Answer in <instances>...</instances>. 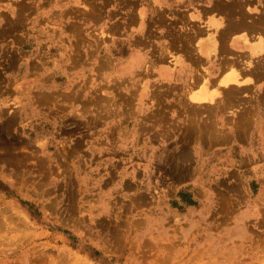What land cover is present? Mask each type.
Instances as JSON below:
<instances>
[{
    "label": "rangeland",
    "instance_id": "obj_1",
    "mask_svg": "<svg viewBox=\"0 0 264 264\" xmlns=\"http://www.w3.org/2000/svg\"><path fill=\"white\" fill-rule=\"evenodd\" d=\"M162 5L0 0V264H264V137L231 144L224 115L177 109L186 84L160 66L126 79L142 58L176 70L167 48L177 28ZM257 88L235 94H264ZM141 94L154 108L170 97L168 109L145 112ZM251 106L243 116L261 122ZM192 121L216 143L178 141Z\"/></svg>",
    "mask_w": 264,
    "mask_h": 264
},
{
    "label": "crops",
    "instance_id": "obj_2",
    "mask_svg": "<svg viewBox=\"0 0 264 264\" xmlns=\"http://www.w3.org/2000/svg\"><path fill=\"white\" fill-rule=\"evenodd\" d=\"M155 2H157V0H155ZM234 2L240 3L242 5V10H240V12L237 14H234V11H232L233 6L231 4ZM158 3L163 5L165 4V14L166 18H168L167 22L170 27L172 29L173 27H177L176 44H173V48L172 46L169 48L165 46L167 50L170 48L172 50H176V70L173 71L172 69L166 68L168 65L157 63V60L153 57L139 59V61H143L141 68H143L145 65H148V63H150L152 66H160V69L163 70L161 71V75H164L166 79L175 76L177 81H180L181 83H183V80L190 83L194 77H199L204 73L207 76L211 75L215 78H218V81L221 79V77L227 76L228 72L230 76H233V63L236 62L235 64L238 65L242 71L243 77H241V79H244L241 87L245 89L252 88V90H255V92H257V89H260L257 87L262 88L264 85V0H161V3ZM170 3L176 4L175 11H172L173 14L169 11V9L166 8L167 5H170ZM244 3H246L245 9L243 8L245 6L243 5ZM250 3H252V9L249 8ZM255 5H258V9H255ZM149 19L146 20V25H149ZM223 21L230 22L232 24L231 27L235 25L238 27L237 29H230L226 33L224 47H221L220 50H216L214 37L219 31L224 30L225 23ZM239 23L241 25H239ZM200 31L201 36L199 33ZM190 38L192 39L190 40ZM220 42L221 41L219 40L218 46ZM192 48L195 51H193ZM164 49L165 48H162L163 52L161 56H164ZM228 62H230V65L227 64ZM206 67L210 68V70H205ZM229 75L227 77H230ZM246 76L248 77L245 80L244 77ZM202 83L203 76L201 77L200 81V84ZM198 90L200 89H194L195 92H198ZM141 95L142 96L139 98L144 99V101H140L139 107L144 105V108H146L145 112H147V110H151L150 112H157L158 109L162 108L160 109V112L163 113L165 108L168 109L171 99L170 97L167 96L165 105H158L156 108H154L152 103L150 104L147 101V99L153 94ZM173 95L174 99L176 100V105H178L177 109L182 108L186 113L192 111L194 112L193 114L208 112V114H216L219 116L224 115V125H226V129L230 132V134H225L223 136V139L226 142L231 140L232 144L233 141L237 139L242 140L244 145H246L248 136V145L259 146V141L264 137V94H224L223 96L219 94H210L215 95L216 101L207 100L203 102L197 101L194 98V95L204 94ZM251 99L256 100V107L251 106L253 105V100ZM247 106L256 108L255 113L256 116H258L257 118H259V114L262 115L261 122L258 120L253 122L247 117L243 116L244 109ZM235 111H238L236 112V118H234L233 114ZM251 112H253V110ZM237 118L239 121L246 120L245 122H239ZM144 119L145 118H143L142 123H138L137 130H146V126L143 127ZM176 123L180 122L176 121ZM195 123L196 121L190 122L186 128V131H188L191 125ZM211 124H213V126H211ZM215 126L216 123L208 122L207 129L210 132L215 131L217 129ZM199 130L201 131V127L200 129L198 127V131ZM203 130L205 131L206 129L203 128ZM254 130L258 132L255 137V142H253L251 137ZM206 136L203 135L202 137L198 135L195 138L193 137L184 139L178 135V137H180L178 138V141L181 139H183V141L192 139L193 141L194 139L202 138V140L207 141L208 144L214 145L218 139L215 133L207 134ZM173 139L175 140V138ZM220 140H222V138ZM181 145L185 146L187 144L182 143ZM174 154L175 152H173V155ZM257 155V157H264V150L259 151L258 149ZM182 160L185 161V159ZM194 160L195 159H190L187 161Z\"/></svg>",
    "mask_w": 264,
    "mask_h": 264
},
{
    "label": "bare ground",
    "instance_id": "obj_3",
    "mask_svg": "<svg viewBox=\"0 0 264 264\" xmlns=\"http://www.w3.org/2000/svg\"><path fill=\"white\" fill-rule=\"evenodd\" d=\"M157 2H160L161 3V0H157ZM219 5H221L220 3H218ZM96 6V5H95ZM97 7V6H96ZM96 7H94L93 6V8H96ZM133 7V6H132ZM92 8V7H91ZM221 8V7H220ZM161 9V8H160ZM97 10H98V7H97ZM96 10V11H97ZM95 11V10H94ZM156 12H160V10H155ZM220 11V10H219ZM146 14V12H143V14ZM156 15V17H158L159 18V20H160V18H161V16H160V14L158 13V14H155ZM96 16V15H95ZM150 16L152 17V18H154V15H153V13H150ZM148 19V17H147V15L145 16L144 15V17L142 18V20H141V31H144V32H147L148 31V28H149V25H146L145 24V22H146V20ZM17 20H18V18H17ZM224 23H225V25H224V30H221V31H219L218 32V34L217 35H215V37H214V42H215V45H216V47H215V49L216 50H220L221 49V47H224V39H225V36H226V33L230 30V29H237V27L238 26H232L231 27V23L230 22H228V21H223ZM166 23V22H165ZM188 23V22H187ZM158 25L159 26H161V23H158ZM239 25H241L240 23H239ZM76 26V25H75ZM173 28H175V27H173ZM177 28V27H176ZM9 29H13V26H10L9 27ZM77 29V28H76ZM164 30H166V28L164 27ZM196 30V29H195ZM8 31V30H7ZM194 31V30H193ZM207 32V31H206ZM3 34H4V32H2ZM12 33V32H11ZM77 33V32H76ZM197 33V32H196ZM200 33V36H201V31L199 32ZM79 34V33H78ZM77 34V35H78ZM206 34V33H205ZM2 35V34H1ZM76 35V36H77ZM204 35V34H203ZM234 35V34H233ZM199 36V37H200ZM197 38V37H196ZM79 39V38H78ZM192 38H190V40H191ZM176 40H177V38H172L171 40H169L168 41V43L170 44L171 43V46H172V48H173V44H176ZM187 40V39H186ZM221 41L220 42V44H219V46H218V41ZM182 41V40H181ZM77 44V43H76ZM77 46V45H76ZM196 46V45H195ZM187 47V46H186ZM194 48V47H193ZM192 48V50L193 51H195L194 49ZM39 49H41V44L37 47V48H35L34 50H31L30 51V56H33V55H35L36 54V52L39 50ZM175 49V48H174ZM191 50V49H190ZM192 51V52H193ZM198 51V50H197ZM162 52H163V50H162V48H159V49H157V53H156V55L159 57V56H161V54H162ZM224 52V51H223ZM225 53V52H224ZM227 55V54H226ZM234 55V54H233ZM236 55V54H235ZM77 56V55H76ZM219 56V55H218ZM229 56V55H228ZM257 57H259V56H257ZM261 58V57H260ZM9 60V63L7 64L8 65V68H11V67H14V65H15V60L16 59H12L11 57L8 59ZM34 60V59H33ZM82 60V59H81ZM247 60V59H246ZM260 60V59H259ZM105 61V60H104ZM244 61H245V59H244ZM256 61H257V59H256ZM8 62V61H7ZM33 62V61H32ZM104 63V62H103ZM236 62H234L233 63V66H234V75L233 76H230L228 73H227V76L229 75L230 77H227V76H223V77H221V79L218 81V78H215V77H213V76H211V75H209V76H207L205 73L204 74H201L199 77H194V79L190 82V83H188V81H184L183 80V84H186V86L184 85V86H182V88H185V89H183L182 90V94H204V95H194V98L197 100V101H201V102H203V101H209V100H211V101H216L215 99H216V97H215V95H210V94H221V95H223V94H235L236 93V91H237V89H240V88H242L241 86H242V84H243V80L244 79H241V77H243L242 76V71H241V69L239 68V66L238 65H236L235 64ZM34 64V63H33ZM143 64V62L142 61H139L138 63H135L134 62V64H132V63H130V64H128L127 66H126V69H125V72H126V70H128L127 71V73H126V75H127V77H126V79L129 81H132V82H138V75L142 72V68H141V65ZM228 65H230V62H228L227 63ZM232 64V63H231ZM104 65V64H103ZM249 65V64H248ZM202 66V65H201ZM255 66H256V63H255ZM34 67H36V64H34ZM5 68V67H4ZM40 69V68H39ZM255 71H256V69H255ZM199 72V71H198ZM258 72V71H257ZM256 72V73H257ZM207 73H209V72H207ZM222 73V72H221ZM258 73H260V72H258ZM254 75V74H253ZM203 76V83L205 84V88L203 89V91H198V92H195L194 91V89H196L197 88V84H199L200 83V81H201V77ZM248 76H246V77H244L245 78V80H246V78H247ZM254 78V77H253ZM172 84V83H171ZM249 85V84H248ZM142 87V86H141ZM213 87H215V89L217 88V91H212V88ZM214 89V88H213ZM178 91V94H180V90H177ZM23 112V111H22ZM107 112H109V111H107ZM112 113V112H111ZM19 121V118H18V115L17 114H14V115H11L10 117H8V119H7V126L8 125H10V126H12V124H17V122ZM198 135H200V130L198 131V126L196 125V124H192L191 125V127L188 129V132L183 136V138L184 139H187V138H195L196 136H198ZM201 135H204L203 133L201 134ZM182 136V135H181ZM180 136V137H181ZM203 137V136H202ZM166 148H168V147H166ZM168 152H169V150H167ZM169 153H172L171 155H173V152H169ZM175 156H177V157H179V155H180V153L179 152H176L175 151V154H174ZM160 156V155H159ZM170 156V155H169ZM161 157H163V156H161ZM166 160H168V158L166 159Z\"/></svg>",
    "mask_w": 264,
    "mask_h": 264
}]
</instances>
